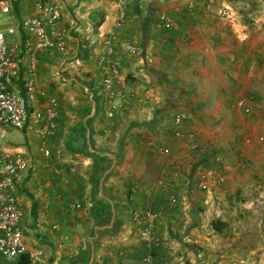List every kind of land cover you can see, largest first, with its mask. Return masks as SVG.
<instances>
[{"label":"crops","instance_id":"0c3cea01","mask_svg":"<svg viewBox=\"0 0 264 264\" xmlns=\"http://www.w3.org/2000/svg\"><path fill=\"white\" fill-rule=\"evenodd\" d=\"M61 1L66 57L26 52L19 34L10 42L12 88L23 93L31 61V105L56 100L49 156L43 137L21 133L32 162L16 188L26 243L42 264H229L212 224L226 223L228 198L263 172L264 0ZM35 2L12 12L30 15ZM110 63L126 99L111 111L100 90ZM146 208L158 213L153 239L132 221Z\"/></svg>","mask_w":264,"mask_h":264},{"label":"built area","instance_id":"2783aa9c","mask_svg":"<svg viewBox=\"0 0 264 264\" xmlns=\"http://www.w3.org/2000/svg\"><path fill=\"white\" fill-rule=\"evenodd\" d=\"M17 0H0V12L11 13ZM63 3L61 0H36L32 14L18 19L16 27L12 24L6 29L8 35L19 34L22 37L26 52L34 50L54 51L66 57V32L59 27L62 18ZM225 14V13H223ZM160 22L169 26L168 21L159 17ZM120 24L122 21L119 22ZM127 51L134 49L124 43ZM16 44L6 42L5 34L0 30V127L10 128L25 133L33 131L43 137L41 149L44 155L50 152L45 144V137L55 128L56 100L49 98L44 109H36L31 105L39 94L34 79V64L29 62L23 79V93L12 88L18 80L20 71L16 56ZM106 53H113L108 46ZM120 79L116 64L110 63L102 78L100 90L104 95L108 110L120 109L126 101L123 88L114 90L113 83ZM123 79H121L122 81ZM174 124L180 123V117L173 119ZM1 137V135H0ZM32 169V162L24 151H9L0 143V259L17 263L27 255L30 264L43 263V251L38 246H31L25 241L22 225V210L16 194V188L24 175ZM68 171L74 172V167ZM158 213L146 208L141 214L133 213L132 221L143 227L140 235L147 239L154 238ZM146 264H172L169 260L156 263L153 259Z\"/></svg>","mask_w":264,"mask_h":264},{"label":"rangeland","instance_id":"374dc122","mask_svg":"<svg viewBox=\"0 0 264 264\" xmlns=\"http://www.w3.org/2000/svg\"><path fill=\"white\" fill-rule=\"evenodd\" d=\"M18 19L19 17L13 12H0V30L5 34L7 43L14 40L15 35H8L6 29L11 24L16 27ZM248 112L247 110L246 113ZM0 135L1 147L9 151L22 148L25 155L29 156L30 151L25 147L21 132L9 126H2ZM261 168L262 173L258 171L255 173L257 179L260 174V179L253 189L249 190L244 185V188L237 189L228 198L224 217L226 223L220 220L214 221H220L225 225L221 232H225L230 244L229 253L234 254H230L233 259L229 264H264V163L261 164ZM0 264H15V262L0 259Z\"/></svg>","mask_w":264,"mask_h":264},{"label":"trees","instance_id":"16d2710c","mask_svg":"<svg viewBox=\"0 0 264 264\" xmlns=\"http://www.w3.org/2000/svg\"><path fill=\"white\" fill-rule=\"evenodd\" d=\"M98 25H99V23L96 24V26H98ZM224 227H225V225L223 223H221L220 221H216L212 224V228L216 232H221ZM16 264H30V261H29L27 255H25V256H22L21 259Z\"/></svg>","mask_w":264,"mask_h":264}]
</instances>
